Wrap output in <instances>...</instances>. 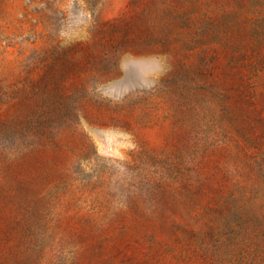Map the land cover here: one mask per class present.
I'll return each mask as SVG.
<instances>
[{"label":"rangeland","instance_id":"rangeland-1","mask_svg":"<svg viewBox=\"0 0 264 264\" xmlns=\"http://www.w3.org/2000/svg\"><path fill=\"white\" fill-rule=\"evenodd\" d=\"M0 264H264V0H0Z\"/></svg>","mask_w":264,"mask_h":264}]
</instances>
